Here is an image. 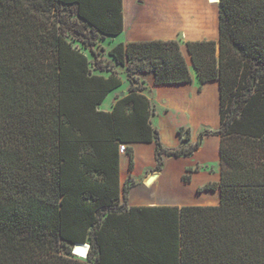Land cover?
I'll return each instance as SVG.
<instances>
[{
  "label": "trees",
  "instance_id": "trees-1",
  "mask_svg": "<svg viewBox=\"0 0 264 264\" xmlns=\"http://www.w3.org/2000/svg\"><path fill=\"white\" fill-rule=\"evenodd\" d=\"M217 3L218 41L186 48L200 85H219L220 129L190 144L181 128L188 146L168 150L138 76L193 83L179 41L111 44L125 79L74 45L118 39L123 0H0V264H264V0ZM205 136L221 138V177L199 193L218 207L129 208L127 188L120 204L122 145L132 170L131 146L155 144L161 171Z\"/></svg>",
  "mask_w": 264,
  "mask_h": 264
},
{
  "label": "crops",
  "instance_id": "crops-1",
  "mask_svg": "<svg viewBox=\"0 0 264 264\" xmlns=\"http://www.w3.org/2000/svg\"><path fill=\"white\" fill-rule=\"evenodd\" d=\"M174 2H170V5L176 4L180 6L181 10L182 7L184 10L175 14L163 7L156 15L143 16V18L137 19L138 14L134 9L128 11V13L123 9L124 30L118 40L122 36L127 37V40L118 43L127 45L135 42L179 41L186 48L187 43L218 41V4H209L208 0H195L192 4L194 9L190 10L181 3ZM192 75L193 83L191 84L162 87L155 86L153 74H140L138 76L149 88L146 96L153 103L156 110L152 123L154 125L156 119L161 118L159 128L155 125L154 127L159 132L164 148L168 150H177L188 146L182 142L181 137L178 135L179 129L184 128L191 131L190 144H196L201 131L207 130L201 129L197 135H194L193 129L189 126L171 124L169 116H184L189 118L191 122L193 118H200L204 123H207L209 110L212 106L209 103V98L212 96L213 99V94L217 97L219 120L215 130H218L220 126L218 83L201 86L197 76L193 72ZM122 81V88L110 94L114 96L111 110L117 98L128 95L129 85L125 79H122ZM125 83H127V88L124 86ZM157 106H159V109H157ZM220 146V137L205 136L202 140V146L193 156L165 158V165H163L161 171H156L155 144L132 145V170L130 169L131 159L127 152L120 155V204L122 205L125 202V186H127V181L131 180L134 184L128 188L126 202L129 208L218 207L220 205L219 191L199 193V190L209 184L220 182ZM189 170H194V173L188 174ZM188 175L191 179L190 183H185L183 178ZM152 176H156L155 180L151 185H148L147 182ZM168 185L176 186L174 192ZM160 186H165L166 190H162L160 193L156 192L154 188L158 189Z\"/></svg>",
  "mask_w": 264,
  "mask_h": 264
},
{
  "label": "rangeland",
  "instance_id": "rangeland-1",
  "mask_svg": "<svg viewBox=\"0 0 264 264\" xmlns=\"http://www.w3.org/2000/svg\"><path fill=\"white\" fill-rule=\"evenodd\" d=\"M195 0H176L174 2V0H124V11H126L128 13V11L134 9L136 11V13L138 14V16H136L137 19H141L147 16H153L159 13L160 9L166 8L169 11H172L173 13H179L180 11L184 10L182 7V10L180 8V6L173 4L170 5V2H179L181 3L184 7H186L187 9L193 10L194 6L192 5L194 3ZM209 4H218L217 0H208ZM187 3V4H186ZM189 4V5H188ZM127 40V37L122 36L120 38V40L116 39L113 43L112 42H107L106 40L103 41L101 39V37H99L98 39H96L94 44H89V47H85V49L83 48V46L81 44L78 43H74L75 46H77L79 49L81 50H85L84 52L90 57L91 62L93 65L97 64L98 66H102V68H107L110 69L111 71L114 72H120L121 71V75L123 76V78H127L128 71H125L123 69H120L118 67L115 66L114 62L108 57V51L110 49V45L113 44H117L118 42H124ZM183 47V46H182ZM92 52V55H91ZM183 52H184V56L189 64V66L191 67V71L196 75V72L194 71L192 64H191V60H190V56L188 55L186 48L183 47ZM99 70V69H98ZM100 71V70H99ZM197 76V75H196ZM125 88H127V83H125ZM113 95H110L109 98L105 101V103L103 104V106L101 107V109L109 112L111 111V103H112V99H113ZM211 98H209V103L213 106L210 107L209 110V116H208V120L207 123H204L202 121V119L200 118H193L192 122L189 118L184 117V116H175V117H171L169 116V120L170 123L173 125H183V126H189L193 129L194 135H197L199 130H203V129H207L209 130V132H217L220 129V126L218 127V130H215L216 125L218 126V105L216 104L217 101V97L215 96V94H213V99L212 96H210ZM159 106H157V109ZM161 121V118H157L156 121L154 122V125L159 128V123ZM207 130H203L201 131V134L205 133ZM215 130V131H214ZM200 134V135H201ZM200 137V136H199ZM168 158V157H166ZM165 160V159H164ZM165 165V164H164ZM167 165V163H166ZM128 169V167H127ZM134 184L133 181L128 180L127 181V186H125L127 189L129 187H131ZM172 191L174 192V190L176 189V186H170ZM165 187V186H164ZM164 187L160 186V188H154V190H156V192H162V190H166ZM163 191V192H164ZM170 192V191H169ZM164 194V193H161ZM88 251V248H87ZM75 254L80 257L81 259H85L87 257V252L86 250L82 249L81 252H76L75 250Z\"/></svg>",
  "mask_w": 264,
  "mask_h": 264
},
{
  "label": "water",
  "instance_id": "water-1",
  "mask_svg": "<svg viewBox=\"0 0 264 264\" xmlns=\"http://www.w3.org/2000/svg\"><path fill=\"white\" fill-rule=\"evenodd\" d=\"M155 177H156V176H152V177L148 180L147 184H148V185H151V184L153 183V181L155 180ZM84 246L88 247V251H87V256H88V252H89V246H88V245H76L75 248H74V252H75V250L77 249V247H84Z\"/></svg>",
  "mask_w": 264,
  "mask_h": 264
},
{
  "label": "built area",
  "instance_id": "built-area-1",
  "mask_svg": "<svg viewBox=\"0 0 264 264\" xmlns=\"http://www.w3.org/2000/svg\"><path fill=\"white\" fill-rule=\"evenodd\" d=\"M126 152H127L126 146L122 145V146L120 147V153H121V154H124V153H126ZM88 253H89V252H88Z\"/></svg>",
  "mask_w": 264,
  "mask_h": 264
}]
</instances>
